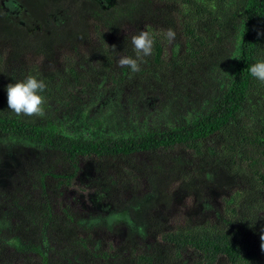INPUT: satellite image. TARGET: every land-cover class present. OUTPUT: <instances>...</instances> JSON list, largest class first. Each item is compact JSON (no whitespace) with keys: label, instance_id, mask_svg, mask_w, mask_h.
I'll return each instance as SVG.
<instances>
[{"label":"trees","instance_id":"1","mask_svg":"<svg viewBox=\"0 0 264 264\" xmlns=\"http://www.w3.org/2000/svg\"><path fill=\"white\" fill-rule=\"evenodd\" d=\"M157 1L0 0L12 65L0 71V264H264V84L249 73L264 59V0ZM138 24L154 48L134 73L117 61L136 56L121 32ZM63 49V75L32 72L47 85L45 116L12 113L17 64L41 56L50 75ZM142 155L146 164L129 161ZM85 157L121 160L116 173L142 174L144 186L105 214L55 206L50 191L70 185ZM114 176L99 181L108 194ZM178 193L195 195L196 211L174 227ZM115 213L127 218L110 222Z\"/></svg>","mask_w":264,"mask_h":264},{"label":"rangeland","instance_id":"2","mask_svg":"<svg viewBox=\"0 0 264 264\" xmlns=\"http://www.w3.org/2000/svg\"><path fill=\"white\" fill-rule=\"evenodd\" d=\"M158 2L157 0H155ZM14 6L12 4L6 5V10L10 12L9 14L16 17L17 14H15L13 11ZM25 23H28L27 25H30V27H33V21L29 20L28 18H23ZM146 27L142 24L138 25H127L123 27V30L121 32V38L124 37L128 39L131 42V37L134 34H137L140 30H145ZM93 42L95 43L96 40L94 38ZM91 52L92 50H83V56L85 59L91 58ZM9 55L10 50L6 47V45H0V56L3 57V61L0 63V71L3 70L2 68H10L12 65L9 62ZM70 58V53L68 50H61L59 53L57 65L49 69L50 75H47L45 71L40 69V65L42 62L41 56H36L33 54H29L25 56L20 63L17 65H21V75H25L27 77L28 75H32V72L39 73L42 77L47 76H58L63 75V68H65V65L67 64L68 59ZM20 67V66H18ZM19 70V69H18ZM4 71V70H3ZM108 103H106L107 105ZM2 110L6 111L2 107ZM12 112V111H11ZM14 113V112H12ZM34 156V154H33ZM147 159L146 155H142L139 157H133L129 159V161L134 162H142ZM146 164L147 162H142ZM81 169L78 172L76 178L73 180V182L70 185L62 186V189L56 194L52 190L50 191L51 195V201L54 202L55 206H59V204L64 205L66 208H70L75 213H80L81 215L87 217L91 214H98L103 212L104 214L107 213V211H110L111 209H114L115 205H118V203L122 200H125L129 194H128V188L130 190H141L144 186L146 178H144L141 174V177L137 173H134L132 176V182H128L125 178L127 177L123 171H120L121 173H124V177H120V173H116V168L122 167L121 160H117L116 158H108L106 160H98L97 158H83L80 162ZM192 168L194 165L192 164ZM106 170L107 176H103V170ZM115 169V172H114ZM115 174V176H114ZM109 176V177H108ZM114 176L113 180H116V183L113 185V192L111 194H108L104 192L103 188H101V185L99 181L102 179H111ZM33 180V179H32ZM28 183V182H27ZM47 184L49 187L53 186L54 180L50 178L49 181H47ZM6 187H9L8 181L0 180V204L3 205V194L6 189ZM17 188H26V184H16ZM177 188V184H172L170 187L171 193ZM31 189L33 191H37V183L33 180ZM26 192V191H24ZM30 192V190H29ZM173 199L174 203L171 205L172 209L169 216V225L174 227H180L185 223V217L186 215L190 214L191 212H195V205H196V197L195 195H185L178 193L177 196H174ZM217 204L221 205L219 201H217ZM56 209H59L56 207ZM127 215L125 214H111V216L108 217L110 222L116 221L118 219H126ZM118 238L121 237V234L117 236ZM10 259L12 260V264H31L23 255H11ZM33 263H36L32 260Z\"/></svg>","mask_w":264,"mask_h":264},{"label":"clouds","instance_id":"3","mask_svg":"<svg viewBox=\"0 0 264 264\" xmlns=\"http://www.w3.org/2000/svg\"><path fill=\"white\" fill-rule=\"evenodd\" d=\"M264 35V33H258ZM169 42L175 40L176 33L169 28L166 32ZM131 43L136 52V56L121 55L117 61L118 66L127 67L131 72H139L141 64L146 63L147 57L153 54L154 38L147 30H140L132 35ZM115 50V45L111 47ZM250 76L264 84V59L258 60L249 67ZM46 83L43 79L28 75L22 80L7 85L8 109L17 116L43 117L45 116V105L47 103L43 93L46 90ZM264 240V237L261 238ZM264 250V243L261 244Z\"/></svg>","mask_w":264,"mask_h":264}]
</instances>
